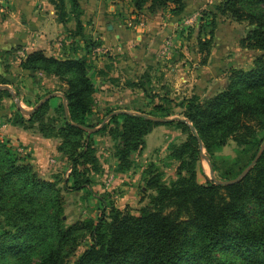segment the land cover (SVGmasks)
I'll use <instances>...</instances> for the list:
<instances>
[{
	"label": "trees",
	"instance_id": "16d2710c",
	"mask_svg": "<svg viewBox=\"0 0 264 264\" xmlns=\"http://www.w3.org/2000/svg\"><path fill=\"white\" fill-rule=\"evenodd\" d=\"M47 1L58 24L73 23L69 55L54 58L34 51L18 67L30 78L41 74L57 79L68 115L60 98L53 108L56 119L48 115L49 100L28 117L17 111L10 124L57 139V152L69 162L70 173L62 182L44 180L0 140V264H264V150L240 182L222 186L207 180L194 136L195 131L219 181L235 179L259 151L264 140V0H223L217 8L219 15L247 23L249 30L239 46L258 52L248 70L230 69L224 89L204 100L195 95L187 99L179 106L184 120L158 123L119 114L93 133L78 126H98L92 123L95 88L87 55L100 45L86 39L78 0ZM129 2L136 13L154 14L169 7L170 14L178 16L184 11L183 0ZM211 26L208 40L197 38L201 65L210 54L214 18ZM79 41L84 45L82 56L75 46ZM149 83L145 75L125 85L145 92ZM0 85H12L2 72ZM5 97L11 95L0 90V107ZM161 100L147 116H172L169 102ZM160 125L174 126L185 135L183 142L169 147V160L176 165L174 179L166 182L163 172L150 163L141 177L148 202L137 215L112 204L106 210L101 200L105 208L96 219L67 225L63 192H80L102 173L92 137L105 135L115 141V170L125 174L132 168V155L143 151L145 136ZM229 141L236 146L235 157L220 166L216 154ZM86 240L88 246L71 261Z\"/></svg>",
	"mask_w": 264,
	"mask_h": 264
},
{
	"label": "rangeland",
	"instance_id": "374dc122",
	"mask_svg": "<svg viewBox=\"0 0 264 264\" xmlns=\"http://www.w3.org/2000/svg\"><path fill=\"white\" fill-rule=\"evenodd\" d=\"M222 1L223 0H183L184 11L178 16H172L169 7L152 14L162 13L169 15L171 18L166 21L169 24L171 20H174L172 28H166L168 29L167 31L165 30L161 35H157L159 41H161L157 47V51L164 61L160 70L161 72L159 70L157 71L161 74L152 76V71H155L153 69H157L155 65H159V63H156L152 69L142 67V70L136 71L134 74L128 73L132 72V69L129 71H123L119 68L116 69V73L120 78L123 77L125 79V83L132 82L133 79L138 77L135 81L137 82L145 75L150 77V83L146 85L148 89L144 92V102H142V104L141 102H132L133 105L128 99L127 102L119 104L115 99L112 101L114 103L112 106L103 109L101 112L95 113V115L98 114V116H93L92 123L98 124L97 127H99L104 120V115L109 110L129 111L132 109L133 111H137L138 114L147 116L154 105L162 102V97H165L167 102H169L172 113L170 118L184 120L178 113L180 112L179 106L187 99L193 95L198 96L200 100L210 98L224 89L227 85V76L229 75L230 69L248 70L252 66L253 58L258 54L256 51L246 52V49L239 46L240 40L244 38L246 32L249 30V26L245 22L237 23L229 20L227 17L219 15L217 8ZM213 18L214 28L210 54L203 65L200 63L202 59V55H200L197 65L199 68H206L205 70H208V68L211 69V52L215 49L214 47L216 46L217 40L218 44L222 46L223 51L224 49L231 50L228 55L226 52L223 53L224 55L222 54L224 57L226 56L225 59L229 61L235 58L234 63L236 64L235 66H231L222 63L219 71H216V68L213 69V72L208 71L209 73L202 71L203 73L201 75H204L202 76V81L198 78L193 79V73L195 71L193 67L196 64L195 60H192L190 52L194 44L197 47V38L199 35L202 40H208V33L212 30L211 20ZM187 21L190 22L186 23ZM165 42L171 44V51L168 55L161 53ZM174 42H178L176 43L178 46L181 44L182 49H184L185 52L188 51L190 56L184 57L179 53L180 49L178 46L177 49L175 48ZM175 50L176 53L178 52V55H175L176 57H174V59H176L172 62V60L169 59L171 58L170 55L172 51L175 52ZM8 51V53L2 52L0 54L2 61L0 62V71L11 81L12 85L7 86L10 87L12 93L18 99V106L21 109L30 111L36 105L39 98L42 99L44 96L52 93L61 94L60 90H62V86L57 79L46 78L44 76L30 78L27 73H24L18 67V63L22 59L21 54L17 53L16 50ZM93 55H95V53L90 52V56L92 57ZM222 59L223 57L220 61ZM216 62L218 63L219 61L216 60ZM174 64L176 65L175 69L173 67ZM210 73H214L216 76H210ZM112 85L119 87L116 84ZM52 90L58 91L51 92ZM59 99L60 96L57 95L49 101L51 107L48 111V115L51 116L52 119H56L57 117V114L53 113V108L59 103ZM17 111L19 110L14 97H5L0 107V140L5 142L7 147H9L20 160L30 164L44 180L64 181L68 178L70 173V164L65 157L57 152L59 141L57 139H45L41 137L36 129L27 131L12 126L10 124V119ZM21 131L26 133L28 137H23V134H20ZM41 139H45L46 142L39 143ZM184 140L185 135L174 126L160 125L154 127L153 130L145 136L143 151L132 155V168L130 171L125 174H118L115 170L116 161L113 158L115 141L105 135L93 136L92 145L96 151L95 153L99 160L102 173L92 177L91 186L80 192H63L65 198L64 219L66 224L69 225L74 221L82 219H96L100 212L104 210L103 208H105L103 207L104 204L100 202L101 200L105 202L104 206H107L105 208L106 210H108V205L112 204V206L121 211H128L133 215H137L139 209L148 202V193H143L142 191L143 183L141 177L144 170L150 163H154L158 169L163 172L166 182L174 179L176 165L169 160V147L178 145ZM235 151V144L229 141L228 144L216 154L217 163L222 166V161L233 159L235 157ZM202 152L205 153L203 148ZM199 159V163L207 180L212 181L213 177L217 178L214 172L210 174L209 168L211 162L209 158L201 157ZM198 180L201 183L205 182V179L200 175L198 176ZM60 186H62V184H60ZM88 244V240L81 243L71 261H74Z\"/></svg>",
	"mask_w": 264,
	"mask_h": 264
},
{
	"label": "crops",
	"instance_id": "0c3cea01",
	"mask_svg": "<svg viewBox=\"0 0 264 264\" xmlns=\"http://www.w3.org/2000/svg\"><path fill=\"white\" fill-rule=\"evenodd\" d=\"M78 2L83 11L81 22L86 39H91L100 45L92 50L95 55L92 57L90 54L87 55V60L91 65L88 76L95 88L94 116H98V114L95 115L96 112H101L112 106L114 104L112 101L115 99L119 104L127 102L128 99L131 103L141 102L142 104L144 102L143 90L127 88L125 79L118 76L116 69L119 68L123 71L132 69V72L128 73L134 74V72L142 70V67L152 69L156 63H159V65H155L157 69H153L155 71H152V76L160 75L164 61L157 51L161 42L157 35H161L170 27L172 28L174 20H171L169 24L166 22L171 18L169 15L162 13L152 15L147 10L136 13L129 0H78ZM72 29V22L63 27L55 21L54 8L47 0H0V54L14 49L21 54L22 58L34 51H42L48 57L63 58L69 55L71 48L69 31ZM139 33L144 35L141 36ZM176 43L178 42H174L177 49ZM215 45L210 58L212 66L208 70L198 67L200 54L195 44L192 47L190 55L196 64L193 67L195 70L193 79L198 78L202 81V76H204L201 75L202 71L213 72L214 68L219 71L222 63L235 66V58L227 61L226 56H223V53L226 52L228 55L231 50L224 49L223 51L218 40ZM75 46L78 48V55L82 56L84 54L83 42L79 41ZM178 48L180 49L179 53L184 57L189 55L188 51L185 52L182 49L181 44ZM97 49L100 52H97ZM177 53L176 50L172 51L169 60L175 61L174 57L178 55ZM216 60L219 62L217 63ZM0 62H2L1 58ZM173 67L175 69L176 65L174 64ZM158 70L160 72H157ZM37 76L42 77L41 74H37ZM210 76L215 77L216 75L210 73ZM136 79H133L132 82H135ZM122 111L138 114L132 109ZM20 134H23L25 138L28 137L22 131ZM43 142L45 143L46 140H39V143Z\"/></svg>",
	"mask_w": 264,
	"mask_h": 264
},
{
	"label": "water",
	"instance_id": "95a60500",
	"mask_svg": "<svg viewBox=\"0 0 264 264\" xmlns=\"http://www.w3.org/2000/svg\"><path fill=\"white\" fill-rule=\"evenodd\" d=\"M0 90H7L9 92V94L14 97V100H15V102L17 104L18 110L24 116H30L33 112H35L36 110H38L39 108H41L43 106V104H45L46 102H48L50 99H52L53 97H55L57 95L60 96V98L62 99V104H63V109H64L65 115H68V111H67V107H66V101H65V98H64V96L62 94H57V93L48 94V95L44 96L30 111H25V110L21 109L18 106V99L12 93V91H11V89H10L9 86H7V85H0ZM119 114H132V113H128V112H125V111L112 112L111 114H109L108 116H106L104 118V120L101 122L100 126L97 127V128L88 129V128L81 127V126H78V127L79 128H82L83 130H85L88 133H93V132H96L97 130L101 129L104 126V124L110 119V117H112L113 115H119ZM133 115L140 116V117H144V118H146L148 120H151L153 122H158V123H163V122H165L167 120H182V119H179V118H169V119L154 118V117H150V116H145L143 114H133ZM194 136H195V138L197 139V142H198L199 158H201V157H207L206 154L202 152V142L198 138V136L195 133V131H194ZM263 150H264V140H263V143H262L259 151L255 155L254 159L250 162V164L235 179L230 180V181H219L217 178H214L213 177L212 181L215 184L222 185V186L233 185L235 183L240 182L250 172V170L253 168V166L255 165V163L257 162V160L259 159V157L261 156ZM209 170H210V174H213V169H212L211 164H210Z\"/></svg>",
	"mask_w": 264,
	"mask_h": 264
},
{
	"label": "built area",
	"instance_id": "2783aa9c",
	"mask_svg": "<svg viewBox=\"0 0 264 264\" xmlns=\"http://www.w3.org/2000/svg\"><path fill=\"white\" fill-rule=\"evenodd\" d=\"M188 22H190V21H187L186 23H188ZM96 51L100 52L99 49H97ZM170 51H171V44L168 43V42H165L164 46H163V50H162L161 53L164 54V55H168L170 53Z\"/></svg>",
	"mask_w": 264,
	"mask_h": 264
}]
</instances>
